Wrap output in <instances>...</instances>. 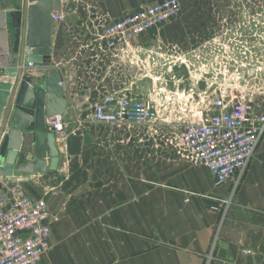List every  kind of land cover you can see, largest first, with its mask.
Wrapping results in <instances>:
<instances>
[{
    "label": "crops",
    "instance_id": "1",
    "mask_svg": "<svg viewBox=\"0 0 264 264\" xmlns=\"http://www.w3.org/2000/svg\"><path fill=\"white\" fill-rule=\"evenodd\" d=\"M155 1L79 0L64 6L63 20L53 23L46 64L57 66L66 82L69 132L58 170L19 184L44 199L53 216L52 248L39 264H264V139L245 172L216 187L203 167L181 160L163 141L157 140L158 149L152 141L140 144L92 118L97 103L139 82L92 49L93 34ZM17 3L0 0V10ZM180 3L181 15L144 35L142 47L187 52L222 20L234 19V0ZM43 21L41 32L49 31ZM36 78L33 87L44 80ZM42 153L49 163V149ZM14 178H0V195L17 184Z\"/></svg>",
    "mask_w": 264,
    "mask_h": 264
},
{
    "label": "built area",
    "instance_id": "2",
    "mask_svg": "<svg viewBox=\"0 0 264 264\" xmlns=\"http://www.w3.org/2000/svg\"><path fill=\"white\" fill-rule=\"evenodd\" d=\"M59 1L60 10L52 8L54 23L63 20L64 6L79 3ZM250 6L238 7L234 19L222 20L209 40L187 52L174 48L154 53L139 44L149 31L181 15L180 0H157L132 15L101 24L92 36V49L101 58L112 57L117 66L140 81L150 79L149 74L154 77L144 63L146 53L169 67L185 66L215 78L229 79L242 73L249 76L251 70L255 74L243 83L234 82L209 94L181 89V84L169 91L167 86L159 87V78L157 82L150 79L152 87L144 96L136 93V87L108 95L95 105L93 120L125 132L140 144L152 141L156 149L161 147L157 140L163 141L181 160L203 167L216 187L242 175L264 139V0L254 8ZM47 64L41 67L54 69L59 75L57 66ZM28 75L45 76L36 72L33 64H29ZM58 86L65 91L66 82L60 77ZM170 126L179 129V134H158ZM46 130L54 134L62 152L69 132L64 115L46 119ZM52 224L47 202L31 197L19 184L0 195V264H39L52 248Z\"/></svg>",
    "mask_w": 264,
    "mask_h": 264
},
{
    "label": "water",
    "instance_id": "3",
    "mask_svg": "<svg viewBox=\"0 0 264 264\" xmlns=\"http://www.w3.org/2000/svg\"><path fill=\"white\" fill-rule=\"evenodd\" d=\"M37 1V3H34ZM13 9L0 10V178H14L17 184L30 181L31 177L57 171L60 153L55 136L46 130V119L65 115L68 104L65 91L58 86L59 75L51 68L41 67L51 58V33L53 19L51 9L60 10L59 0H17ZM41 17L37 19V15ZM42 26L48 30L41 32ZM41 18V20H40ZM9 30V32H7ZM9 33L10 44L7 41ZM149 72L159 78V87L167 86L169 91L180 88L194 89L196 93H211L214 89L244 82L242 73L229 79L201 75L185 66L169 67L156 61L146 53L143 57ZM29 64L36 72L44 74L41 87H33V77L28 75ZM116 103L113 102L112 105ZM49 149L50 161L43 159V149ZM33 157L34 161H27Z\"/></svg>",
    "mask_w": 264,
    "mask_h": 264
},
{
    "label": "rangeland",
    "instance_id": "4",
    "mask_svg": "<svg viewBox=\"0 0 264 264\" xmlns=\"http://www.w3.org/2000/svg\"><path fill=\"white\" fill-rule=\"evenodd\" d=\"M261 2V0H234V3L233 4H235L234 5V9H233V11H237V8L239 7V8H241L242 6H243V3L244 4H248L250 7H252V8H254L255 6H258V4ZM234 16H237V13H235L234 12V14H233ZM226 18H228L227 16H225ZM175 20V19H174ZM219 25H217L216 27H215V29L213 30V32H212V36L219 30ZM85 32H87V31H85ZM211 36V37H212ZM211 37H209L208 39H206L205 41H203V43H205L207 40H209ZM203 43H201V44H203ZM200 45V44H199ZM199 45H197V46H199ZM197 46H195V47H197ZM143 49H145L146 51H153V52H157L158 51V47L156 46H152V49H149V48H144L143 47ZM148 49V50H147ZM144 50V51H145ZM33 77V76H32ZM35 77V76H34ZM33 77V78H34ZM34 79H37L36 77L34 78ZM139 80V79H138ZM35 81V80H34ZM43 82H44V80H43ZM43 82L41 81L39 84H38V86H37V88L38 87H41L42 85H43ZM124 82H126V80H122V84L124 83ZM152 84H153V81L152 80H150V79H145V80H143V81H140L139 80V82H138V85H137V89H136V93L137 94H139L140 96H144V95H146L147 94V92L149 91V89L152 87ZM179 132H180V130L178 129V131L177 130H175V127H173V126H170V127H167V128H165V129H162V130H160L159 132H158V134L160 135V134H163V135H167V136H170V137H172L174 134H179Z\"/></svg>",
    "mask_w": 264,
    "mask_h": 264
}]
</instances>
